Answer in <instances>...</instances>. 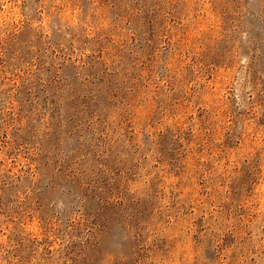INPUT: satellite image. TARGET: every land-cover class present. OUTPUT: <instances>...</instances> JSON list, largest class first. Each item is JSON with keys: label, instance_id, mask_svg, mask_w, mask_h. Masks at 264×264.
<instances>
[{"label": "rangeland", "instance_id": "rangeland-1", "mask_svg": "<svg viewBox=\"0 0 264 264\" xmlns=\"http://www.w3.org/2000/svg\"><path fill=\"white\" fill-rule=\"evenodd\" d=\"M0 264H264V0H0Z\"/></svg>", "mask_w": 264, "mask_h": 264}]
</instances>
